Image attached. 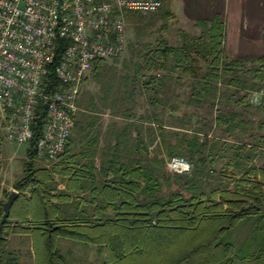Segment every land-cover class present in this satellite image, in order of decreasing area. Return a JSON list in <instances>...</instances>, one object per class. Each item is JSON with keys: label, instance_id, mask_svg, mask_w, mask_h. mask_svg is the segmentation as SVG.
I'll list each match as a JSON object with an SVG mask.
<instances>
[{"label": "trees", "instance_id": "obj_1", "mask_svg": "<svg viewBox=\"0 0 264 264\" xmlns=\"http://www.w3.org/2000/svg\"><path fill=\"white\" fill-rule=\"evenodd\" d=\"M198 25L200 35L181 31L178 46L162 35L163 28L143 44L134 82L151 92L152 110L138 118L132 109L115 111L116 116L125 118L109 120L106 131L115 142L106 140L102 148L98 135L88 138L89 143L78 152H73L68 142L67 169L36 163L46 118L44 105L39 106L24 175L14 185L19 193L2 224L6 199L0 200V264H20L9 248V236L21 233H31L34 244L40 235L45 264H69L59 248L60 237L96 244L104 251L103 264H264V135L253 134L252 145L214 141L201 137L198 131L185 130L184 123L176 126L179 130H168L164 127L165 110H156L164 106L160 91L175 73L193 79L190 99L197 106L207 102L213 106L218 83L223 82L244 90L236 100L239 106L255 108L250 91L264 86V54L230 58L223 42V21L217 17ZM63 46L49 66L48 91L62 86L55 66ZM105 60H98L92 70H101ZM159 71L164 74H155ZM135 92L134 88L129 97ZM256 108L264 110V102ZM243 116L239 111H221L216 122L229 135L238 128L246 133L253 120ZM97 121L92 115H83L81 120L77 117L74 129L81 133L102 129L104 124ZM258 129L264 131V119L258 122ZM133 130L136 136H132ZM154 144L156 152L152 153ZM228 152L232 157L217 170L215 166L228 158ZM260 154L263 165L251 164ZM63 155L65 151L60 157ZM175 155L189 160V172L177 174L168 169L167 158ZM228 168L237 174L228 176ZM216 172L224 179L232 177L228 180H233V186L228 182L211 185ZM56 174L67 175V191L58 188ZM98 176L103 180L97 182ZM87 189L102 195L101 199L81 200L78 194ZM66 201L67 216L63 214ZM89 203L94 208L92 214L86 211Z\"/></svg>", "mask_w": 264, "mask_h": 264}, {"label": "built area", "instance_id": "obj_2", "mask_svg": "<svg viewBox=\"0 0 264 264\" xmlns=\"http://www.w3.org/2000/svg\"><path fill=\"white\" fill-rule=\"evenodd\" d=\"M161 7V0H0V111L6 138L29 143L42 104L46 118L37 159H58L75 127L84 78L98 60L119 56L127 47L126 14ZM62 46L55 66L62 86L48 91L49 66ZM263 94L264 88L254 91V101ZM167 167L185 174L191 163L175 155L167 158Z\"/></svg>", "mask_w": 264, "mask_h": 264}, {"label": "rangeland", "instance_id": "obj_3", "mask_svg": "<svg viewBox=\"0 0 264 264\" xmlns=\"http://www.w3.org/2000/svg\"><path fill=\"white\" fill-rule=\"evenodd\" d=\"M164 13V10H160L155 13L128 12L126 14L127 47L119 56L107 58L102 69L98 72H94L93 70L88 72L81 86L78 102L80 106L77 115L78 119L81 120L83 115H86V117L92 115L103 124H108L109 120H113L116 117L119 120L123 119L124 116L122 114L116 116L117 113H115V111L132 109L137 112L136 116L138 118L141 115H145L148 110H152L148 99L151 92L148 93L144 91L140 84L134 82V73L137 67L136 63L140 61L139 52H143V44L157 37L160 28H163L162 35L174 46H178L182 43L181 31H186L193 36H199L201 33V28L195 30L178 29V25L175 24L174 19L168 18ZM169 19H171V21ZM263 54L264 52L262 51L260 54H257V56ZM159 72H155V74L157 73L158 76L164 74L163 71ZM192 82V78L180 73H175L174 78L168 81L167 87L160 91L159 98L163 100L165 104L162 107H158L156 110L158 113L161 112L162 109L165 110L163 112L166 121L164 127L168 130H179L176 126H180V124L184 123L187 125L185 130L189 132L198 131L201 137L208 136L209 139L214 141L250 145L254 144L255 135H264V131L259 132L258 129V122L264 119V110L256 108L264 102V95L259 102H255L252 95L254 90H251L250 102L255 108L246 107L245 104L239 106L236 100L244 95V90H237L235 87H230L223 82H219V90L214 105L211 106L210 103L207 102L201 106H197L194 102H191L190 99ZM134 88L136 92L129 97ZM263 88L264 86L260 89ZM221 111L242 112L244 115L243 118L248 120L252 119L253 123L249 126L246 133L244 131L242 132L244 129L238 128L229 135L223 131L224 127H219L216 122L217 116ZM99 121H97V123H99ZM149 123L155 127L160 126L157 122ZM1 124L2 113L0 111V143L2 141L3 146L6 147V163L9 168L8 179L9 181H13L22 177L24 173L26 145H21L7 139L6 129ZM169 124H174L175 127ZM74 131L72 137L75 138L76 133ZM173 141H175L174 138ZM261 149L264 150V147ZM150 150L152 153L156 152L155 144L150 147ZM227 157L228 158H224L217 163L215 166L217 170L228 162L232 157V152H228ZM53 161L54 160L41 159V162L37 165L51 168ZM250 163L255 164L257 167L262 166V154L256 156ZM227 172L228 176L237 174L236 171L229 168ZM213 174L214 177L212 176L210 180L211 185H217L220 182H228L230 187L233 186V180H228V178L233 179L232 177L224 179L218 172ZM248 228L249 227H247V229ZM247 229L245 231H247ZM38 235L39 234H37L35 244L34 240L30 242L27 236L19 237L15 235L13 237L10 241L9 248L13 256L17 259V262L20 264H45L43 245L40 235ZM237 235L238 232L236 231L233 237L235 238ZM69 242L71 243L68 245L66 239H59V248L63 255L74 264L85 262V260L90 257L97 258L99 256L97 251L94 253L91 249L87 250L84 245L80 246L79 244L82 243H79L77 240L73 239V241ZM68 247L73 248L71 253L67 252Z\"/></svg>", "mask_w": 264, "mask_h": 264}, {"label": "crops", "instance_id": "obj_4", "mask_svg": "<svg viewBox=\"0 0 264 264\" xmlns=\"http://www.w3.org/2000/svg\"><path fill=\"white\" fill-rule=\"evenodd\" d=\"M162 7L158 10H164L165 15L168 18L174 19L175 24L178 25V29L182 28L185 30H195L200 29L198 22L202 20H212L213 18H220L224 24V47L225 52L228 57H237L253 55L257 56L262 51L264 52V0H161ZM157 11V12H158ZM171 19H169L171 21ZM168 37V36H167ZM116 120L117 119L116 117ZM106 124L102 129L90 130V132L85 131V133L73 131L76 133L75 138L72 134L68 140L70 142V147H72L73 152H78L80 148L86 146L89 142L88 138L92 135L99 136V148L104 146V142L108 140L110 143H114V138L106 131ZM86 136V138H84ZM132 136H136V131L133 130ZM2 143V141H1ZM0 143V200L8 198L9 194L16 190L14 187L17 180L9 181L8 173L9 168L6 163L7 150L3 143ZM26 145V158L27 149L29 143L21 144ZM50 160V159H42ZM41 160L36 159V163H40ZM58 164L60 168L67 169V145L65 149V155H63L59 160L53 161V164ZM96 165H99L97 162ZM24 175V173H23ZM22 175V176H23ZM55 180L58 182V188L67 191V175L61 176L59 174L55 175ZM103 178L98 176L96 181H102ZM81 200L93 201L101 199L102 195L92 193L91 189H87L85 192L78 194ZM70 212L75 211L74 209H69ZM87 214H92L94 208L92 204H88L86 209ZM63 214L67 216V201L65 204V209ZM17 235L19 237H29L30 242H33V237L31 233H21V234H11L9 236V245L13 237ZM66 239L69 245L73 239H68L66 237H60ZM78 241V240H77ZM80 246L84 245L87 250H92L94 253L97 251L99 256L97 258L90 257L85 260V262H80L77 264H103L104 262V251L99 248L96 244L86 243L83 241H78ZM78 245V246H79ZM79 246V247H80ZM68 247L67 252L71 253L72 249ZM93 254V253H92ZM69 264H74L68 260Z\"/></svg>", "mask_w": 264, "mask_h": 264}, {"label": "water", "instance_id": "obj_5", "mask_svg": "<svg viewBox=\"0 0 264 264\" xmlns=\"http://www.w3.org/2000/svg\"><path fill=\"white\" fill-rule=\"evenodd\" d=\"M36 189H37V191L39 193V196H40L41 200L44 201V196H43V194L41 192L40 187L37 186ZM17 195H18V192L16 190H13L9 194L7 200L4 202V204H3V206H4V214H3L2 219H1V224L4 223L5 220L7 219V217L10 215L11 207H12L13 202H14L15 198L17 197Z\"/></svg>", "mask_w": 264, "mask_h": 264}]
</instances>
